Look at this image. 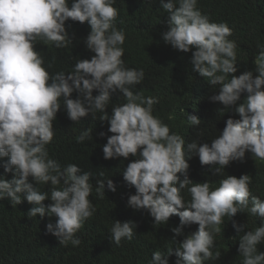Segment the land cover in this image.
Returning a JSON list of instances; mask_svg holds the SVG:
<instances>
[{
    "label": "clouds",
    "instance_id": "obj_1",
    "mask_svg": "<svg viewBox=\"0 0 264 264\" xmlns=\"http://www.w3.org/2000/svg\"><path fill=\"white\" fill-rule=\"evenodd\" d=\"M159 3L169 13L168 29L161 34L163 41L178 51L194 49L192 71L209 85L220 86L218 94L209 99L234 111L239 118L230 116L211 143L193 140L185 148V138L153 114L159 99L132 91L144 80L145 72L127 67L122 59L126 34L115 24L119 16L116 0H0V161L5 174L13 173L11 179L0 175V199L8 197L12 205L26 199L34 205L27 213L30 218L37 214L43 218L46 213L57 217L55 223L46 225V230L60 245H80L76 234L96 211L89 199L92 174L82 172L74 163L62 166L47 149L55 136L53 121L62 99L67 117L73 122L89 114H105L100 120L108 121L112 135L102 146L104 159L135 158L122 172L127 185L136 190L128 197V207L146 210L154 224L167 223L177 215L179 225L171 229L173 239L183 235L185 226L198 224V230L186 235L176 247L175 264H204L218 259L220 253L214 254L212 249L223 218L232 220L245 209L260 217L261 224L244 231L245 224L232 221L237 234L244 233L238 253L243 257L242 264H264V252L257 247L264 242V200L252 195V177L227 175L214 188L207 180L193 183L188 177V161L194 155H198L202 166H211L212 175L221 174L232 161L243 162L246 152L264 161V44L257 43V75L253 70L233 75L238 71L237 43L229 39L233 29L227 22H212L197 7L198 0ZM69 19L90 25L84 43L93 55L77 60L71 72L50 75L35 46L44 41L57 48L67 47L73 39L66 28ZM93 90L98 95L94 96ZM73 92L77 93L75 98ZM116 92L123 94L126 102L112 107L109 116L106 109ZM242 94L244 102H240ZM187 121L191 126L201 123L195 115L187 116ZM90 137L92 130H84L77 142ZM106 180L107 189L115 192L114 182ZM49 182L54 186L50 195L37 187ZM98 185L96 192L103 197L104 180ZM185 189L191 196L187 202L182 195ZM46 199L52 203L46 206ZM136 228L134 221L115 220L110 229L111 242L119 246L123 239L131 240ZM172 254V248L154 251L151 264H169Z\"/></svg>",
    "mask_w": 264,
    "mask_h": 264
},
{
    "label": "trees",
    "instance_id": "obj_2",
    "mask_svg": "<svg viewBox=\"0 0 264 264\" xmlns=\"http://www.w3.org/2000/svg\"><path fill=\"white\" fill-rule=\"evenodd\" d=\"M114 6L119 9L115 24L126 34L122 59L127 67L142 68L145 72L144 80L135 85L132 91L159 99V103L153 106V114L167 123L171 131L185 138V148L193 140L201 144L211 143L226 126V120L230 116L238 119L239 115L209 99L211 95L218 94L220 86L209 85L204 77L192 71L191 56L194 49L178 51L163 41L161 34L168 29L169 13L161 7L159 0H116ZM197 7L208 14L212 22H227L233 29L229 39L237 43L238 61V71L233 75L238 76L245 70H253L254 76L257 75L254 71L259 53L257 43L264 44V0H198ZM66 28L73 37L67 47L57 48L54 43L44 41H38L35 46L44 58V66L50 75L60 71L71 72L77 60L90 59L93 55L84 43L90 25L69 19ZM93 95H98V91L93 90ZM76 96L77 93L73 92L72 97ZM244 96L242 94L240 102H244ZM125 102L123 94L113 93L106 109L108 115L112 114V107ZM60 103L61 109L53 121L55 136L47 145L49 156L62 166L74 163L82 172L92 174L90 183L93 191L89 199L96 211L76 234L81 240L80 245L73 246L69 242L65 246L60 245L58 239L46 230V225L55 223L57 217H49L46 213L43 218L39 214L30 218L27 213L34 205L26 199L18 205H12L8 197L0 199V264H151L154 251L166 252L169 248L173 249L169 264H175L176 247L186 235L198 230V224L185 226L183 235L175 236V240L171 229L179 225L177 215L171 216L167 223L154 224V218L146 210L128 207V197L135 194L136 190L127 185L122 172L135 158L104 159L102 146L107 143V136L112 135L108 132V121L100 120L105 114L97 112L73 122L67 117L62 99ZM189 115L199 117L200 125L191 126L187 121ZM84 130H92V137L78 143L77 138ZM100 132L107 135L102 137ZM188 162V177L193 183L207 180L214 188L227 175L239 178L242 174H249L252 177L249 185L252 195L264 200V161L252 157L249 152H246L243 162H230L218 175H212L209 171L211 166H202L198 155ZM0 175H5L6 179L13 176L11 172L4 173L2 161ZM178 175L183 179L182 174ZM108 178L116 185L115 192L107 189ZM102 180L105 183V195L100 197L96 188L99 186L98 181ZM37 187L50 195L54 186L49 182L38 184ZM182 195L186 202L190 201L191 196L186 189ZM43 203L47 206L52 201L46 199ZM230 219L225 216L224 223L220 225L221 231L214 235L215 246L212 251L214 254L219 252L220 257L205 261L204 264H242L243 257L238 253V247L244 233L237 234L232 221L245 224L244 231H249L260 226L261 218L245 209ZM115 220H131L137 224L132 239H123L119 246L112 243L110 238V229ZM257 247L264 252V242Z\"/></svg>",
    "mask_w": 264,
    "mask_h": 264
}]
</instances>
